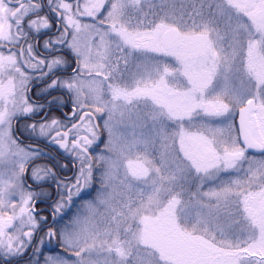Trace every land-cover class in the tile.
I'll return each mask as SVG.
<instances>
[{"label": "snow or ice", "instance_id": "1", "mask_svg": "<svg viewBox=\"0 0 264 264\" xmlns=\"http://www.w3.org/2000/svg\"><path fill=\"white\" fill-rule=\"evenodd\" d=\"M44 6L0 0L5 258L22 255L38 227L40 194L25 187V173L40 153L11 132L14 119L42 107L30 103L27 70L43 79L67 63L38 57L30 42L52 29ZM47 8L58 34L44 48L63 46L76 58L73 74L47 87L66 89L72 109L68 123L29 127L78 162L74 182L63 184L69 203L93 182L98 113L108 139L96 157L104 210L89 203L84 220L50 229L47 238L68 255L44 264H264V0H47ZM52 176L51 168L32 169L37 185ZM64 199L61 191L54 215Z\"/></svg>", "mask_w": 264, "mask_h": 264}, {"label": "rangeland", "instance_id": "2", "mask_svg": "<svg viewBox=\"0 0 264 264\" xmlns=\"http://www.w3.org/2000/svg\"><path fill=\"white\" fill-rule=\"evenodd\" d=\"M47 4V3H46ZM53 19L58 21L57 17L52 18L51 17V23H52V29L48 33V35H44V37L40 41V44L38 43V50L36 49L35 45L34 48L36 49V54L38 57L45 58V59H52L43 57L42 55H46L47 53H51L53 51L52 48L45 49L43 42L47 39H49L51 36H53L51 33L54 29L53 25ZM26 27V24H25ZM55 34V33H54ZM35 37V34H33ZM43 39H45L43 41ZM30 41L36 42L37 38H33ZM33 44V43H32ZM0 51L7 52V49H0ZM70 52V50H67ZM72 55V53H71ZM73 56V55H72ZM74 57V56H73ZM74 69L73 65H69L66 63L62 68H60L57 71L64 70L69 71ZM29 73L31 74V82L29 84V92L27 93L30 103L33 105H41L39 111H36L32 114H29L28 116H19L16 119L13 120L11 132L15 139H17L19 146L23 147L25 149H30L27 146H25L23 143L19 142L18 137L24 139H33L37 140L39 142H48L50 137H44L39 134V128L37 127V130L35 133L32 132V129L29 127V125L37 124L44 122L46 119L50 121L52 118H57L65 123L67 122V113L71 112L72 109V101L70 98V94L67 93L66 89L63 88H56V90H61L63 92V95L60 97H51L49 99L48 104H43L46 102L44 97H46L49 93V91H52L54 89H48L47 86L42 85V83L49 80V83L51 81V78L53 79V75H49L47 77H44L43 79L40 78L41 70H31L28 69ZM43 71H47L46 68L43 69ZM56 71V72H57ZM70 75H65L63 77V74H60L59 77L66 78ZM56 78V77H55ZM54 78V79H55ZM40 84V85H39ZM42 85V86H41ZM41 101V102H40ZM43 102V103H42ZM58 104V106H54V104ZM67 105H69L67 107ZM58 108L60 111H58ZM46 114V116L42 119V117ZM42 116V117H41ZM98 119L94 121V123L98 124L101 127V137L100 141L93 147L94 151L93 154V182L91 186L85 188L79 196L73 195L72 202L69 203L66 199L67 197V191L66 189H63V184L67 181H61L58 177L55 176L53 173V176L49 179H47L44 182H41L40 185H37L32 180V169L37 166H43L47 168H51L47 163L43 162H37L39 158H41V153L39 156L35 157L27 166V170L25 173V187H30L32 191L39 193L35 199L34 202V215L37 218L38 221V227L36 232L34 233V238L32 243L29 245V247L25 250V252L17 257H9L5 258L2 255H0V264H44L45 257L48 255H52L55 253H63L64 255H68V253H64L63 249L59 246V243L56 239L49 240V246L46 245V233L51 229L53 231L59 232L60 229H62L66 224H68L75 216L79 215L82 220H84L88 215L87 210V204L94 203L96 206V210L99 212H102L104 210V205L100 203L102 199L105 197V189L102 186L101 179H102V173L104 171V165L102 162H97L96 157L99 156L101 153L105 152V143L107 142L108 136L107 133L103 131V121L106 119V114H97ZM40 118L39 121H36V119ZM235 119L236 115L233 117V123L235 126ZM19 124V125H18ZM20 134V135H18ZM18 136V137H17ZM251 155L259 158L260 153H250ZM68 156L73 157L71 154L68 153ZM75 159V157H73ZM79 170H77L76 175ZM75 175V177H76ZM74 177V180H75ZM47 181H52V184L54 183L57 185V182H60L61 189L57 192V200L58 202L61 199V191L63 192V196L65 197L64 203L66 207L60 212L56 213L54 215V206L56 204L53 203L51 206L47 207L44 205L45 202L49 201L53 198L54 194L51 191H46V189L41 190L40 187L43 183H47ZM74 182V181H72ZM213 185V182L209 181L205 185V190H207L208 187H211ZM37 186H39L40 190H37ZM110 191V190H109ZM40 201V202H39ZM44 202V203H43ZM43 217V219H41ZM44 229V231L41 234V237L38 241H35V236L38 233L39 229ZM43 237V242L41 243V238ZM39 249V251H37Z\"/></svg>", "mask_w": 264, "mask_h": 264}, {"label": "flooded vegetation", "instance_id": "3", "mask_svg": "<svg viewBox=\"0 0 264 264\" xmlns=\"http://www.w3.org/2000/svg\"><path fill=\"white\" fill-rule=\"evenodd\" d=\"M42 3L45 5L44 9H43V13L45 14H49L50 17L54 18L55 15L53 13H49L48 8H47V0H42ZM53 24H58V22L56 20L53 19ZM58 34L57 32V27L55 28V30L52 31V35ZM44 37V35H40L37 38L36 42H32L33 45H37L38 43L40 44V41L38 42V40L42 39ZM45 39H43L44 41ZM44 44V42H43ZM60 48L59 51H52L51 53H47L46 55H42L43 57H47V58H51V57H63L66 61L68 66L69 65H76V58L73 57L71 55V53H69V51H67L68 49L63 47V46H57ZM72 70L69 71H64V70H60L56 72V75L53 76V79L57 76H60V74H63V77L65 75H70L72 74ZM52 80V78H51ZM51 82V81H50ZM49 84V80H47L46 82L42 83V85L44 86H48ZM40 85V84H39ZM41 85V86H42ZM61 95H63V92L61 90H52L49 91L48 95L46 97H44V99L46 100V102H42L43 104H48L49 99L52 97H60ZM41 102V101H40ZM54 106H58V104H54ZM69 105H67L68 107ZM58 111H60V109L58 108ZM46 116V114L44 115V117ZM42 117V116H41ZM67 118V122H68V116ZM40 118L36 119V121H39ZM19 125V124H18ZM68 126L70 127V123L68 124ZM20 135V134H18ZM18 137V136H17ZM19 138V137H18ZM19 142L23 143L25 146H27L28 148H30L33 151H39V153H41V158H39V160H37V162H43V163H47L51 169L53 170V173L55 174L56 177H58L61 181H74V177L76 175L77 170H79V165L78 162L75 161V159L73 157L68 156V153L65 152L63 149H61L59 147L58 144L56 143H52L51 139L49 138L48 142H39V141H35L33 139H24V137L19 138ZM95 147V145L93 146ZM92 154V153H91ZM93 155V154H92ZM75 164V166H74ZM41 190L46 189V191H51L53 192L54 196L52 199H50L47 202H43L45 206L49 207L51 206L53 203L56 202L57 200V192H58V188L57 185H55L54 183L52 184V181H47V183H43L40 187ZM39 186H37V190H40ZM44 231V229H39L38 233L35 236V241H38L41 237L42 232ZM46 244L49 246V239H46Z\"/></svg>", "mask_w": 264, "mask_h": 264}, {"label": "water", "instance_id": "4", "mask_svg": "<svg viewBox=\"0 0 264 264\" xmlns=\"http://www.w3.org/2000/svg\"><path fill=\"white\" fill-rule=\"evenodd\" d=\"M235 126H236V129L239 128V115H238V113H237L236 120H235ZM250 152H252V153H256V152L253 151V150H250Z\"/></svg>", "mask_w": 264, "mask_h": 264}]
</instances>
